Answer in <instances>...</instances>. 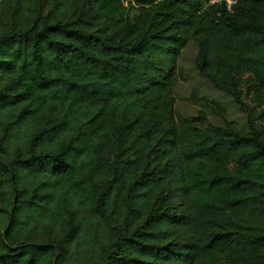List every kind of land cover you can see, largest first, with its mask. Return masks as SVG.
<instances>
[{
  "label": "trees",
  "instance_id": "obj_1",
  "mask_svg": "<svg viewBox=\"0 0 264 264\" xmlns=\"http://www.w3.org/2000/svg\"><path fill=\"white\" fill-rule=\"evenodd\" d=\"M247 65L264 0H0V264H264Z\"/></svg>",
  "mask_w": 264,
  "mask_h": 264
},
{
  "label": "rangeland",
  "instance_id": "obj_2",
  "mask_svg": "<svg viewBox=\"0 0 264 264\" xmlns=\"http://www.w3.org/2000/svg\"><path fill=\"white\" fill-rule=\"evenodd\" d=\"M190 55L191 54L189 51H186L183 55L181 64L185 71H187L189 67H191L190 66L191 62L189 61ZM247 71L253 74L259 82L264 83V65L259 66V67H255L254 65H247ZM197 80L198 78L195 76L190 77V80L188 82H185L180 86L178 97H177L178 109L180 110L186 109V111L192 110L193 106L188 104L185 96L188 94L191 84L195 83Z\"/></svg>",
  "mask_w": 264,
  "mask_h": 264
},
{
  "label": "built area",
  "instance_id": "obj_3",
  "mask_svg": "<svg viewBox=\"0 0 264 264\" xmlns=\"http://www.w3.org/2000/svg\"><path fill=\"white\" fill-rule=\"evenodd\" d=\"M212 1H218V0H212ZM227 3V8L230 9V6L232 3H234V0H225Z\"/></svg>",
  "mask_w": 264,
  "mask_h": 264
}]
</instances>
